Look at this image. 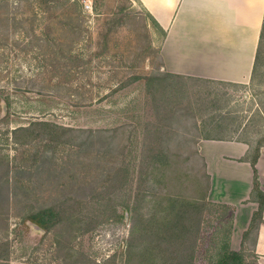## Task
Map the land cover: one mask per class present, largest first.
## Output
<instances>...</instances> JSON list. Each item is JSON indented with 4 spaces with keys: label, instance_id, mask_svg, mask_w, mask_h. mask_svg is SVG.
I'll use <instances>...</instances> for the list:
<instances>
[{
    "label": "rangeland",
    "instance_id": "rangeland-1",
    "mask_svg": "<svg viewBox=\"0 0 264 264\" xmlns=\"http://www.w3.org/2000/svg\"><path fill=\"white\" fill-rule=\"evenodd\" d=\"M163 36L140 0H0V264H218L231 249L197 144L264 151V33L246 84L163 71ZM254 230L241 264H258Z\"/></svg>",
    "mask_w": 264,
    "mask_h": 264
},
{
    "label": "crops",
    "instance_id": "crops-1",
    "mask_svg": "<svg viewBox=\"0 0 264 264\" xmlns=\"http://www.w3.org/2000/svg\"><path fill=\"white\" fill-rule=\"evenodd\" d=\"M165 34L161 68L172 75L201 81L246 84L254 74L262 28L264 0H140ZM198 151L209 177L206 198L232 209L231 249L242 248L264 194V151L255 167L244 141L202 139ZM264 264V206L251 246Z\"/></svg>",
    "mask_w": 264,
    "mask_h": 264
},
{
    "label": "trees",
    "instance_id": "trees-1",
    "mask_svg": "<svg viewBox=\"0 0 264 264\" xmlns=\"http://www.w3.org/2000/svg\"><path fill=\"white\" fill-rule=\"evenodd\" d=\"M149 15L153 19V21L161 28V26L158 24V22L156 21V19L150 13H149ZM263 33H264V25H263V28H262V34H261L260 41L262 39ZM164 34H165V32H164ZM258 56H259V48H258ZM258 56H257V60H258ZM257 157H255L254 159H250V161L252 162V164H253L254 167H255V162H256ZM254 184H255V192H257L260 195V200H259L260 208H259V211L254 214V217L252 219V223H251L250 229L248 230V232H246L245 236H247L251 231H253L254 229H256V227H257V219L260 216V214L262 212V209H263V206H264V194L258 188V185H257L258 184V182H257V175L255 176ZM231 228H232V219H231ZM254 232H255V230H254ZM230 233H229V236H230ZM229 249L230 248L228 246H224L223 247V250L225 251V254L223 256L221 255V259L218 261V264H241V257L238 254V251H233L231 249L229 251ZM229 254H231V255L233 254L232 257ZM231 260H234V261L231 262Z\"/></svg>",
    "mask_w": 264,
    "mask_h": 264
}]
</instances>
